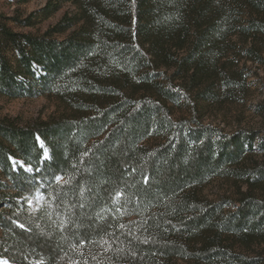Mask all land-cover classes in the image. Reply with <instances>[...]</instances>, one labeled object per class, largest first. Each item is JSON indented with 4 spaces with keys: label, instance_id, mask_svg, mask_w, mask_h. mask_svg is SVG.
Masks as SVG:
<instances>
[{
    "label": "trees",
    "instance_id": "obj_1",
    "mask_svg": "<svg viewBox=\"0 0 264 264\" xmlns=\"http://www.w3.org/2000/svg\"><path fill=\"white\" fill-rule=\"evenodd\" d=\"M65 5L43 32L8 23L32 28V15L0 12V96L60 109L0 117V256L264 264V138L254 154L253 132L213 137L173 117L245 94L246 63L264 65V0H47L38 15ZM215 177L235 187L232 210L203 194Z\"/></svg>",
    "mask_w": 264,
    "mask_h": 264
},
{
    "label": "rangeland",
    "instance_id": "obj_2",
    "mask_svg": "<svg viewBox=\"0 0 264 264\" xmlns=\"http://www.w3.org/2000/svg\"><path fill=\"white\" fill-rule=\"evenodd\" d=\"M47 0H31L27 3L17 5L16 0H0V12L7 15H18L26 17L32 15L34 26L32 28L19 27L16 22L9 21V25L18 31H38L43 32L49 26L54 24L68 7L65 5L61 10L51 17L41 20L38 11ZM247 86L245 94L240 100L233 103L222 102H202L197 103L196 112L192 113L186 110V106L175 107L173 117L178 114L177 111L189 117L190 121H199L200 125L206 127L213 137L224 133H233L240 131L242 133L253 132L254 154L259 150L256 144L260 137L264 138V65L257 63H246ZM57 102L44 95L21 96L16 98H7L0 96V117H17L21 121H31L34 119H47L49 116L59 112ZM193 125V122H191ZM47 151L44 149V153ZM48 154V152H47ZM43 158H45L43 154ZM48 158V155H47ZM26 169H28L26 167ZM7 193H12L8 190ZM203 194L209 199L224 198L227 200V210H232L235 203V187L231 180L226 177H215L204 186ZM42 200V193L37 190L27 201L31 208L36 209ZM5 235L0 229V247L3 245ZM7 261L6 257L0 256V262Z\"/></svg>",
    "mask_w": 264,
    "mask_h": 264
},
{
    "label": "snow or ice",
    "instance_id": "obj_3",
    "mask_svg": "<svg viewBox=\"0 0 264 264\" xmlns=\"http://www.w3.org/2000/svg\"><path fill=\"white\" fill-rule=\"evenodd\" d=\"M41 146H43V145H41ZM47 151H45V153H44V156H45V158H47ZM14 163H15V161H14ZM28 170L29 171H31V167L29 166L28 167ZM61 178L60 177H57V180H60ZM0 264H7V261H2V262H0Z\"/></svg>",
    "mask_w": 264,
    "mask_h": 264
}]
</instances>
